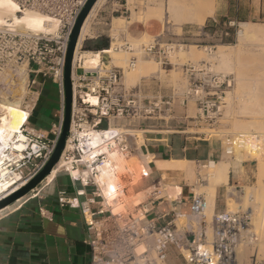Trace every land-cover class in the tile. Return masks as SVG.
Masks as SVG:
<instances>
[{
	"label": "built area",
	"instance_id": "1",
	"mask_svg": "<svg viewBox=\"0 0 264 264\" xmlns=\"http://www.w3.org/2000/svg\"><path fill=\"white\" fill-rule=\"evenodd\" d=\"M12 1L18 6L19 16L31 10L57 21L52 33L0 24L2 95L13 97L10 88L16 85L17 78L23 76H26L27 87L37 94L28 105L29 119L23 127L31 145L25 150L24 158L9 165L11 170L22 174L18 180L23 182L18 190L46 166L62 135L66 53L72 30L88 0ZM184 46L182 42L165 40L163 36L135 44L111 37L108 48L133 54L128 62L130 67L137 62L138 54L155 58L161 65H174L170 61L172 53ZM205 51L213 56L214 46H206ZM180 66L187 87L182 91L173 88L169 95H164L159 88L158 94L152 96L149 93L152 80L128 88L124 83V67L99 65L86 68L74 57L70 129L66 147L55 167L62 161L58 172L67 173L79 184L74 198H70L67 190H60L59 201L81 208L84 222L91 231L90 264H169L173 250L185 260V264H239L240 247L258 241V234L250 229L251 213L248 210L215 209L209 217L208 201L202 194L193 193L188 211L171 207L151 218L150 212L156 203L176 201L159 195L161 181H154V185L148 188L151 189L149 197L135 204L132 213L115 211L116 204L123 203L122 195L118 193L120 188L125 190L135 175L130 167L121 172L115 158L138 156L140 151L147 153L144 135L156 126L153 123H164L161 127L168 132H188L189 126L206 123L211 127L223 118L227 92L236 81L234 74L218 71L214 62L205 59L189 60ZM49 82L57 86L59 107L50 128L45 130L35 126L32 119L38 113L36 107ZM89 97L95 98L96 102L90 101ZM191 103L196 107L194 115L189 111ZM112 126L118 131L108 135ZM140 131L142 142L137 134ZM263 139L262 134L244 132L235 141L239 146L249 145L251 152L260 156L264 152ZM35 143L37 149L32 148ZM152 161L148 160L146 164L150 170H141L138 179L150 177ZM146 166L143 165L144 169ZM105 173L116 178L115 189L102 181ZM15 191L1 192L0 200ZM82 196L85 201H81ZM109 196L116 204L109 201ZM94 204L98 206L94 207ZM182 218L184 221L179 222ZM161 220L163 224L159 223ZM143 245L145 248L138 251Z\"/></svg>",
	"mask_w": 264,
	"mask_h": 264
},
{
	"label": "rangeland",
	"instance_id": "2",
	"mask_svg": "<svg viewBox=\"0 0 264 264\" xmlns=\"http://www.w3.org/2000/svg\"><path fill=\"white\" fill-rule=\"evenodd\" d=\"M172 1L175 4L172 5L173 8L171 10L169 4H173L170 3ZM232 1L236 5L238 2L240 3L241 0ZM249 3L248 0H244V6H234L229 13L225 12L222 6L219 9L220 14L218 16L210 19L207 23L204 21V23L201 24L197 17L208 14L210 8H213L214 0L212 2L210 0H169L167 6L168 11L170 9L169 29L164 33L163 38L165 40L184 43L185 46L183 51L184 53H189L184 56L185 58L181 59L178 57L180 51L178 50L175 53L177 55L176 58L173 56L170 57V61L174 65L169 63L167 65H161L155 58L144 57L142 54H138V64L142 59L152 62V64H150L152 65L151 74L148 73V76H140L136 78L135 81L127 84L124 79V83L129 88L144 80L150 79L153 81V86L149 92L152 96L158 94L159 88H161L164 95L171 94L173 88L182 91L187 87L188 82L180 64L189 60H211L215 63L218 71L234 74L236 81L234 86L227 92L226 104L223 108V118L220 119V122L211 127L207 126L206 123L189 126L187 129L188 132H186L185 135L195 137L188 140V147L194 150L192 148L198 146L196 149L197 154L206 152L213 146V148L222 151V157L219 158L220 161L231 162L235 159V164L238 165L241 163L239 164L240 167L231 166L229 182H221L217 185L215 206L212 210L208 209L207 214L210 217L216 209V206L219 210L241 209L248 210L250 213L252 210L254 213L251 215L250 229L258 234V241L251 245H242L240 247L239 264H254L255 262L264 264V222L262 221L264 220V182H261L264 180V174L262 172L264 168V152L262 155L256 156V154L251 152L252 150L249 149V151H246V148L247 150L250 148L249 145H247V147L244 146L242 149L247 153L245 154L246 157L242 158L243 161L240 162L238 160V153L240 150L238 149L242 146H239V143L235 141L239 134L244 132L250 133L252 131L264 136V14L261 16L255 15ZM175 5L178 8L181 7V10L179 8L180 11L176 8L179 13H176ZM262 5L264 6V0H262ZM160 10L163 9L161 8ZM171 11L174 13L172 14ZM194 11H198V13ZM221 13L227 15H221ZM236 14L243 20L240 21L228 18ZM242 23H249L252 28L254 26V35L249 37V39L243 37L242 31L245 30V27ZM114 28L117 30L119 26H115ZM150 40L152 39H145L146 42ZM206 46H214V57L210 56L205 51ZM220 49L232 54H230L232 56L231 69L225 71L218 68L220 58L217 56L218 50ZM82 50H84L83 47L80 51ZM119 52L120 54L116 56L123 59L121 64L125 68L124 73L126 77V73L130 69L128 62L133 54L127 51ZM109 58V55H106L105 61L108 62L111 60V58ZM15 82L14 84L16 85L10 88L12 96H20L22 95L21 93H23L25 94V104H32L31 100L34 99L37 94H33V89L31 91L30 88L27 87L26 76L17 78ZM24 84L27 88L25 91L26 93H24V89L22 88ZM34 90L36 91L37 88H34ZM45 90L46 94L40 97V101L36 107L38 113H35L32 121H37L36 124L34 123L35 126L48 130L55 119L54 117L57 114L59 104L57 86L49 82L46 84ZM189 111L192 115L196 113L195 104H190ZM153 125L156 126H154L152 130H163V128L159 126L160 124L153 123ZM137 134L140 135L142 142V132H137ZM234 150L236 151L235 153ZM227 151L229 152L227 153ZM137 157L140 156L138 155ZM185 160L184 162L178 163L172 162L173 159L169 161L166 160L167 163L170 162L168 166L171 164V167L169 166L165 171L166 174L163 180H161L163 172L155 180L161 181V193L159 195L163 198H167L164 194V185L176 181L182 184L185 191H190L192 195L193 193L202 194L206 197L207 201L210 202V188L208 190V186H210L214 180L211 172H208L206 165L211 160ZM147 161L148 160L143 163L146 165ZM173 164H175V167ZM176 164L178 167H176ZM130 169L135 173V175H132V178H134L133 181L136 183L134 186L125 189L128 196H122L123 205L120 204L119 207L117 206L115 211L127 210L132 213L135 209V204L149 197L151 189L148 188L154 185V182H152L148 184V186H143L144 181L148 178L138 179L140 177V171L142 170L141 165L134 166L131 164ZM233 176H235L234 181H232ZM231 199L234 201L232 202L233 205H229ZM218 203L220 204L219 207ZM261 214L263 215L261 216ZM182 221H184L183 218L179 222ZM260 221L263 223L261 224Z\"/></svg>",
	"mask_w": 264,
	"mask_h": 264
},
{
	"label": "crops",
	"instance_id": "3",
	"mask_svg": "<svg viewBox=\"0 0 264 264\" xmlns=\"http://www.w3.org/2000/svg\"><path fill=\"white\" fill-rule=\"evenodd\" d=\"M248 3L255 15L264 14L262 0H248ZM168 4L169 0H132V2L131 0H101L89 20V32L85 35L80 49L88 43L89 49L82 51L101 52L107 48H102L103 44L99 45V40L108 39L110 42L111 37L128 40L132 43H141L146 42L147 38L163 36L169 29ZM222 6L224 11L229 13L234 6H244V0L236 5L232 0H214L213 8H210V10L213 9V14L211 15L210 12L205 14V23L218 16ZM161 8L163 9L162 16H152L153 10ZM228 18L243 20L237 14ZM115 26H119V29L115 30ZM44 94H46V90L42 96ZM177 110L181 112L179 107ZM160 126L163 127L164 123H160ZM166 126L168 125L166 124ZM185 133L168 132L164 129L151 130L144 135L147 140L146 152L153 154L155 159L168 161L170 159L220 161L222 151L213 148V146L199 154L196 153L198 146H194L192 148L194 150H191L188 147V140L195 137L185 135ZM223 162L229 164V173L232 165L240 167L239 164H235V159L231 162ZM150 167L152 174L144 181L143 186L154 182L162 173L157 169L155 161H152ZM234 179L235 176L232 181ZM46 180L44 179L38 187L21 199L1 209L0 264H90L89 239L91 231L84 222L81 208L59 201L60 190H67L70 198H74L79 184L65 172H57L50 182ZM229 180L230 178H228V182ZM173 183L179 182L174 181L168 184ZM179 184L182 186L181 183ZM191 197V192L185 191L182 186L180 198L175 202L156 203L150 212V217L156 218L158 214L170 210L171 207L188 211ZM85 200V196H82L81 201ZM97 206L98 204H94V207ZM216 210H219L217 206ZM159 223L163 224V221L161 220ZM168 262L169 264H185V260L175 250L171 252Z\"/></svg>",
	"mask_w": 264,
	"mask_h": 264
},
{
	"label": "bare ground",
	"instance_id": "4",
	"mask_svg": "<svg viewBox=\"0 0 264 264\" xmlns=\"http://www.w3.org/2000/svg\"><path fill=\"white\" fill-rule=\"evenodd\" d=\"M100 1L101 0H98L97 3L94 5L93 9L91 10L90 14L88 15V17H87V19H86V21L82 27L80 39H79L78 46H77L76 52H75V60L80 61L81 65L86 67V68H92V67L99 66V65H102V66L103 65H105V66L115 65V66L123 67L121 64L123 59L116 56L117 54H120V52L115 51L114 49L107 48L101 52H99V51H96V52L80 51L82 41L85 38V35L88 34V32H89V30H88L89 20H90L92 14L94 13L95 9L99 5ZM201 1H203V0H201ZM210 1L212 2L213 0H210ZM170 3H173V4H169V6L171 8L170 7H168V8H170L172 10V8H173L172 5H174L175 3L173 1ZM176 8H177V10H179V8H180V10H181V7L178 8L175 5V10H176ZM170 9H169V11H170ZM17 10H18L17 4H15L12 0H0V24H8L11 26H20L24 29L32 30L35 32L52 33L56 30L57 21L49 18L45 14H42V13L36 12V11L26 10V11H24L23 15L19 16V15H17ZM177 10H176V13H179ZM212 10L213 9L210 10L211 15L213 14ZM173 11H174V9H173ZM173 11H171L172 14L174 13ZM194 12L198 13V11H194ZM162 14H163V10H160V9L152 11V16H161ZM197 19L200 21L201 24H203L204 21L206 20V15H201L200 17H197ZM242 25H244V27H245V30L242 31L243 37H245V39H247V38L249 39V37H252L254 35V33H253L255 31L254 26L252 28L251 24H249V23H242ZM121 51H123V50H121ZM187 53H189V52L184 53L183 49H181L178 53V57L183 59V58H185L184 56H186ZM230 54L231 53H228L224 50H221V49L218 50V56L217 57L220 58L219 62H218L219 63L218 68L219 69H222L225 71L228 69H231V67H232V56L231 55L232 54L231 55ZM106 55H109V57L111 58V60H109L108 62L103 61V57ZM172 56L174 58L177 57V55L175 53H172ZM137 62H138V60H137ZM137 62L134 65L130 66V69L126 73V77H125V73H124V79H125L126 84L135 81L136 78H138L140 76H143V75L148 76V73H150L152 71V67H151L152 65H150V64H152L151 61L142 59L139 64ZM1 87L2 86H0V90H1ZM22 88L24 89V93H26L25 91L27 90V88H26L25 84L22 86ZM21 94L22 95H20V96L19 95L18 96L13 95V97H9V96H6L4 94L2 95V92L0 91V194H1V192H3V194H8L14 190H17V188L23 182V180H18L22 176L21 172L11 170L9 165L13 164L14 162H17L21 158H24L25 150H27L28 147L31 145L27 135H25V133L23 132V127L27 124L28 119H29L30 110L28 108V105L25 104V94H23V93H21ZM88 99L90 101H92L93 103L96 102L95 98L89 97ZM263 109H264V107H263ZM251 124H254V123H251ZM254 125H256V124H254ZM115 131H118V129H116V127L112 126L108 135H110V133H113ZM142 138H143V136H142ZM241 146L242 147H239V149H238V150H240L239 153L237 152L238 157H239L238 160L240 162L243 161L242 158L246 157L245 154L247 153L244 151V149H242L244 147V145H241ZM32 148L37 149L38 144L35 143L32 146ZM249 149L251 150V148H248V150L246 148V151H249ZM235 150H236V148H235ZM235 150H234V153L237 151V150L236 151ZM235 155H237V154H235ZM139 156L140 157L130 156L129 158L116 156L115 159H116L117 167L120 169L121 172H124V170L128 169V167H130L131 164L134 166L135 165H137V166L141 165L142 170H144L146 172V171H149L150 168L144 164L145 161L146 160H153L156 163L157 169H159L160 171L163 172L162 173V175H163L162 179H164V175L166 174L165 171L171 165L170 164L168 166V164L170 162L167 163L166 160L155 159L153 154L143 153L142 151H140ZM184 161H186V160L185 159H174L172 162L178 163V162H184ZM61 162L48 175V177L46 178L47 179L46 181L50 182L54 179V177L56 176V174L58 172V167L61 165ZM239 164H241V163H239ZM143 165L146 166L145 169H144ZM173 165L175 167V164H173ZM206 166L208 168L207 169L208 172H211L212 178L214 180V181H212V184L210 186H208V190L210 188L209 193H210V197H211L210 202H208V209L212 210L214 208L215 202H216L215 198H216V193H217V185L221 182H227L228 181L229 164H227V162L224 163L223 161L221 162V161L211 160ZM176 167H178L177 164H176ZM262 172L264 174V168L262 169ZM102 181L107 185H111L114 189L117 187L116 178L111 177V175L109 173L103 174ZM261 182H264V180H262ZM135 183L136 182L131 181L130 184L128 185V187L134 186ZM118 193H120L122 196H124V195L128 196L126 194L125 190H123L121 188H120V191ZM181 193H182V186L179 183H173V184L166 183L164 185V194L167 197V199H169V200H174V199L180 198ZM143 194H145V193H143ZM108 199H109V201L114 202V201H112V199H113L112 196H109ZM232 202H234V201L231 199L229 201V205H233ZM114 204H116V203L114 202ZM120 204L121 203H118L116 205L119 207ZM122 205H123V203H122ZM263 211H264V209H263ZM263 211H262V213H263ZM253 213L254 212L251 210V215H253ZM262 215L263 214H261V216ZM262 218H260V219H262ZM262 221L264 222V220H262ZM263 222H261V224ZM144 248L145 247L143 245L138 249V251H142ZM238 259L240 261L239 252H238Z\"/></svg>",
	"mask_w": 264,
	"mask_h": 264
},
{
	"label": "water",
	"instance_id": "5",
	"mask_svg": "<svg viewBox=\"0 0 264 264\" xmlns=\"http://www.w3.org/2000/svg\"><path fill=\"white\" fill-rule=\"evenodd\" d=\"M97 1L98 0L87 1L75 23V26L70 36V41L66 53L65 69H64L65 118H64L63 132L57 144L55 152L53 153L51 159L46 164V166L34 178H32L23 187L19 188L9 196L0 200V210L13 204L17 200L21 199L22 197L30 193V191L38 187V185H40L44 181V179H46L48 175L52 172L55 165L59 162L61 158L62 152L66 147V139L68 136L70 123H71V111H72V102H73L72 74H73V63H74L75 52L80 39L82 27L88 15L90 14L91 10L93 9L94 5L97 3Z\"/></svg>",
	"mask_w": 264,
	"mask_h": 264
},
{
	"label": "trees",
	"instance_id": "6",
	"mask_svg": "<svg viewBox=\"0 0 264 264\" xmlns=\"http://www.w3.org/2000/svg\"><path fill=\"white\" fill-rule=\"evenodd\" d=\"M102 44H103V47L102 48H108L109 47V41H108V39H101V40H99V45H102ZM88 47H89L88 46V43H86L85 46L83 47V49L84 50L89 49ZM102 48H98V49H102ZM34 122L37 123L36 120H34Z\"/></svg>",
	"mask_w": 264,
	"mask_h": 264
}]
</instances>
